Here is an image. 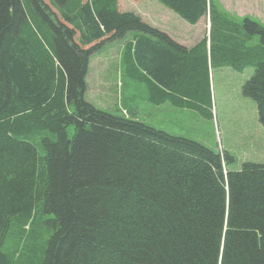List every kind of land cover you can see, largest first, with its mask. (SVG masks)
Instances as JSON below:
<instances>
[{
	"label": "trees",
	"instance_id": "16d2710c",
	"mask_svg": "<svg viewBox=\"0 0 264 264\" xmlns=\"http://www.w3.org/2000/svg\"><path fill=\"white\" fill-rule=\"evenodd\" d=\"M159 1L191 24L206 10ZM241 30L258 42L232 65L254 68L242 94L264 127V26L246 18ZM128 32L125 65L154 97L201 109L205 42L187 52L116 0H0V264L12 223L37 209L51 232L38 264H264V165L230 171L227 152L85 99L89 58ZM210 34L213 55L225 47Z\"/></svg>",
	"mask_w": 264,
	"mask_h": 264
},
{
	"label": "rangeland",
	"instance_id": "374dc122",
	"mask_svg": "<svg viewBox=\"0 0 264 264\" xmlns=\"http://www.w3.org/2000/svg\"><path fill=\"white\" fill-rule=\"evenodd\" d=\"M123 4L131 10H145L146 6L151 8L155 5L147 0H132ZM261 16L264 19V13ZM252 20L257 22L256 18ZM132 36L134 32H128L124 37L104 45L89 58L84 97L95 108L113 115L126 117L127 110L134 111L139 121L150 126L145 119L148 105L145 81L137 75L139 71L125 65V45L131 42L128 40ZM250 40L257 42L255 37ZM253 73V67L241 71L214 68L213 73L209 72L208 99L201 104V109L198 106V111L174 110L172 104H166L163 119L152 118L151 122L156 123L153 127L196 141L215 152H227L234 159L228 166L230 171H239L246 162L264 165V127L259 123L255 101L242 94L243 84ZM157 113L160 115V111ZM73 132L74 128L69 127L70 136ZM40 154L44 155V152L40 151ZM43 219L40 209H37L32 218L12 223L2 246L11 264L39 263L43 243L51 233L42 225Z\"/></svg>",
	"mask_w": 264,
	"mask_h": 264
},
{
	"label": "crops",
	"instance_id": "0c3cea01",
	"mask_svg": "<svg viewBox=\"0 0 264 264\" xmlns=\"http://www.w3.org/2000/svg\"><path fill=\"white\" fill-rule=\"evenodd\" d=\"M116 1L121 13H133L139 16L144 23L165 33L177 45L187 50V52L199 48L198 45L205 42L201 50L205 53L208 77L210 75L209 72L213 73L214 68H230L234 71H241L248 68L242 67L241 69H238L237 67H234L232 65V59L236 56V52L240 54L241 49L246 50L249 46H254L257 44L258 40L257 42L252 43L250 38L248 39L238 32L242 31L241 25L246 18L251 20L256 18L257 23L264 26V19L261 16L264 13V2L262 0H206V10L194 24L186 21L174 10L163 5L159 0H147L155 5L152 4L153 6L151 8L146 6L145 10H131L127 8L128 6L123 4L132 2V0H124L125 2H123V0ZM212 29L217 37L222 38V40H216L214 38V42H219V45L225 47V49L216 50L213 55L211 54L210 49V32ZM218 33L222 34L220 35ZM133 38L134 36L128 41L132 42ZM236 47H238V49H235ZM233 50L238 51L234 53ZM199 53L202 54L201 52ZM222 54L223 57L221 56ZM218 57L221 58L218 60ZM214 62H227L228 64L215 66ZM149 79L148 83V78L144 77L148 101V105L145 108V119L147 122H150L151 127L156 124L151 122L152 118L159 121L163 119L162 114L165 110L166 104H172L171 106L174 110L177 108L187 109L189 111L199 110L198 106H196L192 100L182 98L174 93H166L168 94V98H165L164 100L155 98L154 92L156 89L154 87L153 90L150 86L153 85L154 82L150 77ZM153 111L156 112L153 113ZM157 111H160L161 116L158 115ZM127 112L128 115L126 117L131 116L137 119V115L134 111L131 113L127 110ZM156 128L160 129L157 126Z\"/></svg>",
	"mask_w": 264,
	"mask_h": 264
},
{
	"label": "bare ground",
	"instance_id": "6f19581e",
	"mask_svg": "<svg viewBox=\"0 0 264 264\" xmlns=\"http://www.w3.org/2000/svg\"><path fill=\"white\" fill-rule=\"evenodd\" d=\"M26 23V22H25ZM181 83V82H180ZM180 85V84H179ZM122 111V110H121ZM126 114V113H125ZM23 216V215H22Z\"/></svg>",
	"mask_w": 264,
	"mask_h": 264
}]
</instances>
